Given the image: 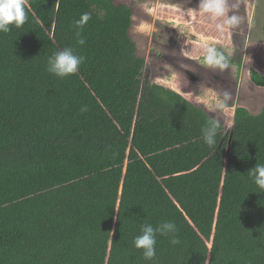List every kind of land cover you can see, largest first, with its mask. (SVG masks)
Returning <instances> with one entry per match:
<instances>
[{"label":"trees","instance_id":"16d2710c","mask_svg":"<svg viewBox=\"0 0 264 264\" xmlns=\"http://www.w3.org/2000/svg\"><path fill=\"white\" fill-rule=\"evenodd\" d=\"M24 3L26 22L0 32V264H264V190L249 173L264 164V108L238 106L226 132L144 83L127 4ZM65 47L84 61L60 78L47 61ZM162 222L180 244L157 234L146 260L134 238Z\"/></svg>","mask_w":264,"mask_h":264},{"label":"rangeland","instance_id":"374dc122","mask_svg":"<svg viewBox=\"0 0 264 264\" xmlns=\"http://www.w3.org/2000/svg\"><path fill=\"white\" fill-rule=\"evenodd\" d=\"M133 10L130 34L145 58L143 81L178 91L230 132L238 106L264 108V0H226V16L198 10L200 0H115ZM235 5V7H233ZM241 18L219 30L227 16ZM223 53L228 67L205 63L206 49ZM230 99L224 107V93Z\"/></svg>","mask_w":264,"mask_h":264},{"label":"clouds","instance_id":"9594fccd","mask_svg":"<svg viewBox=\"0 0 264 264\" xmlns=\"http://www.w3.org/2000/svg\"><path fill=\"white\" fill-rule=\"evenodd\" d=\"M198 10L210 13L214 17H224L229 8L226 0H200ZM26 19L24 0H0V32L9 33L12 31L13 26L16 28L21 27L26 22ZM89 20L90 14L84 13L79 20L74 22L75 27L82 29ZM240 21L241 18L239 16L230 15L227 16L223 24H217L216 27L223 31L225 26L235 27ZM77 34L79 35V32ZM79 43L84 44L85 41L81 39ZM206 53V64L221 69L228 67L224 54L215 47H208ZM83 61L84 57L75 54L73 48L65 47L48 58L47 71L60 78L69 77L77 73ZM230 98V94L225 92L224 103L220 107H224ZM81 110L86 111L87 109L85 107ZM218 127L219 125L216 121H209L202 129V136L207 145L212 146L215 144ZM249 173L258 188L264 190V164L257 163L254 168L249 170ZM157 234L169 236L173 245L180 244V240L176 235L177 226L174 222H162L156 227L151 224H145L141 228V234L134 238L133 243L135 248L142 250L143 257L146 260H154L156 256Z\"/></svg>","mask_w":264,"mask_h":264}]
</instances>
